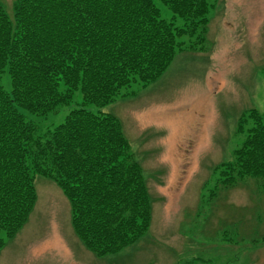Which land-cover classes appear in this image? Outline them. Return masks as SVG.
I'll return each instance as SVG.
<instances>
[{
    "label": "trees",
    "instance_id": "trees-1",
    "mask_svg": "<svg viewBox=\"0 0 264 264\" xmlns=\"http://www.w3.org/2000/svg\"><path fill=\"white\" fill-rule=\"evenodd\" d=\"M212 8L209 0H17L11 17L0 1V252L28 223L37 178L63 191L73 231L96 257L148 234L152 199L123 125L87 107L155 82L179 53H204ZM78 91L80 107L61 124L42 130L27 120L24 112L59 114ZM237 134L245 139L216 167V192L251 178L264 194V113H244Z\"/></svg>",
    "mask_w": 264,
    "mask_h": 264
},
{
    "label": "rangeland",
    "instance_id": "rangeland-1",
    "mask_svg": "<svg viewBox=\"0 0 264 264\" xmlns=\"http://www.w3.org/2000/svg\"><path fill=\"white\" fill-rule=\"evenodd\" d=\"M0 1L13 17L17 0ZM209 2L204 53H179L155 82L133 85L102 109L87 107L123 125L152 199L148 234L117 254L94 256L74 234L63 191L37 178L35 208L0 264H264V194L255 179L216 192V167L233 160L245 139L239 119L264 113V0ZM158 6L170 21L171 10ZM3 82L10 89L7 76ZM81 102L78 91L55 116L24 113L46 130Z\"/></svg>",
    "mask_w": 264,
    "mask_h": 264
}]
</instances>
